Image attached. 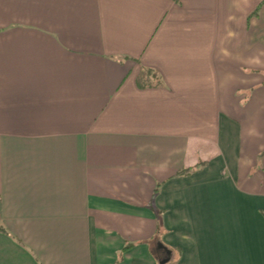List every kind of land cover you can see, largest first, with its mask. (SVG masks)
I'll use <instances>...</instances> for the list:
<instances>
[{"label": "crops", "instance_id": "obj_1", "mask_svg": "<svg viewBox=\"0 0 264 264\" xmlns=\"http://www.w3.org/2000/svg\"><path fill=\"white\" fill-rule=\"evenodd\" d=\"M158 241L264 264V0H0V264Z\"/></svg>", "mask_w": 264, "mask_h": 264}, {"label": "trees", "instance_id": "obj_2", "mask_svg": "<svg viewBox=\"0 0 264 264\" xmlns=\"http://www.w3.org/2000/svg\"><path fill=\"white\" fill-rule=\"evenodd\" d=\"M192 169H193V168H191V167H190V168H185V169L181 170V171L179 172L178 175H187V174H189V173L192 171ZM165 247H166L167 249L170 250V248H168L167 246H165ZM170 251H171V250H170ZM152 252L156 255V258L158 259V262H159L162 258L165 257V250L162 249V248H159V247L157 246V243L153 245V247H152ZM178 252H179V250H178Z\"/></svg>", "mask_w": 264, "mask_h": 264}, {"label": "water", "instance_id": "obj_3", "mask_svg": "<svg viewBox=\"0 0 264 264\" xmlns=\"http://www.w3.org/2000/svg\"><path fill=\"white\" fill-rule=\"evenodd\" d=\"M157 246H158L159 248L164 249L165 252H166V255H167L165 258H162L158 263H159V264H165L167 261H169V256H170V254H171V251H170L169 249H167V248L165 247V245H164L162 242H160V241H158Z\"/></svg>", "mask_w": 264, "mask_h": 264}]
</instances>
